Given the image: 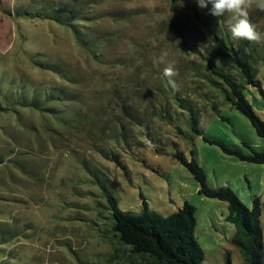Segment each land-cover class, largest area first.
Returning <instances> with one entry per match:
<instances>
[{
	"label": "rangeland",
	"instance_id": "obj_1",
	"mask_svg": "<svg viewBox=\"0 0 264 264\" xmlns=\"http://www.w3.org/2000/svg\"><path fill=\"white\" fill-rule=\"evenodd\" d=\"M46 1L53 0H0V87L11 94L19 88L30 94L59 85L79 91L84 95L81 109L98 119L96 125L105 133L92 132L94 122L88 132H78L53 116L21 106L0 113V158L5 161L0 165V219L15 218L25 225L23 236L7 247L8 252L18 250L8 264L126 263L121 258L111 262L116 253L122 256L124 251L109 235L110 215L82 165L84 160L111 182L121 210L140 212L141 194L152 209L165 215L180 209L185 201L192 204L196 237L206 254L203 264H226L227 256L232 264H246L233 244L236 228L227 221L228 203L199 194L186 168L168 154H157L149 142H139L141 129L120 110L123 102L134 104L132 99L139 109H155L162 97L156 83L166 66H172L174 75L180 64L203 63L185 49L184 41L201 52L217 46L200 22V17L209 15L208 9L200 8L196 0H54L81 3L89 9L93 18L80 27L103 38L93 47L100 54L95 58L91 49L81 47L71 28L16 14L17 9L37 11ZM250 3V22L264 36V10L255 6L256 0ZM50 64L61 65L68 77L52 72L47 68ZM133 73L145 80L149 76L150 93L146 90L142 97L130 93L131 87L139 86L130 79ZM195 73L185 78L176 75L177 82L184 84L182 88L193 86L199 79ZM259 74L264 87V65ZM251 95L256 99L252 101L255 110L264 119L261 98L253 89ZM196 99L202 107L205 136L245 152L244 142L264 151V140L242 114L225 104L219 91L203 84ZM213 103L226 120L212 118ZM122 124L128 135L125 141L117 130ZM174 132L167 123L155 120L149 135L168 139ZM178 147L189 160L193 154L209 186L229 187L249 208L253 198L264 202L263 165L228 156L202 137L180 142ZM101 150L112 153V158ZM260 222L264 238V212Z\"/></svg>",
	"mask_w": 264,
	"mask_h": 264
},
{
	"label": "trees",
	"instance_id": "obj_2",
	"mask_svg": "<svg viewBox=\"0 0 264 264\" xmlns=\"http://www.w3.org/2000/svg\"><path fill=\"white\" fill-rule=\"evenodd\" d=\"M16 14L20 18L46 19L71 28L81 47L89 51L91 49L93 57H100V54L93 51V47H97L98 42L103 38L88 27H80V23L89 22L93 18L85 5L53 0L46 1L37 11L17 9ZM200 18L201 24L217 46L205 48L201 52L195 44L184 41V47L185 49L188 47L194 56L202 58L203 63L201 65L193 62L180 64L177 68L178 74L162 75L161 80L156 83L157 91L162 97L161 100L156 101L155 109L147 111L135 107L136 103L132 97L130 99L134 101V104L123 102L120 110L127 116L128 121L141 129L142 135L139 142L144 144L149 142L157 154H168L186 168L196 181L199 194L228 203L230 213L227 221L236 228L233 244L238 248L246 264H262L264 238L260 219L264 212V202L259 197L253 198L252 207L249 208L229 187L209 186L204 168L193 154L191 160L187 159L178 146L180 142L187 143L195 137H202L205 142L220 147L228 156L264 166V151L244 142L243 146L247 149L245 152L239 147H230L222 141L211 140L205 136L202 131V107L196 99L197 93L201 94L203 90V84L216 89L225 104L242 114L250 122L258 137L264 140V119L255 110L252 101L256 99L251 95V89L255 90L264 104V87L259 79L260 67L264 65V36L256 31L258 34L256 40L234 39L229 32L231 16L228 13L222 17L209 14ZM47 68L61 75L62 78L68 77L61 65L50 64ZM194 72H196V78L199 79H195L193 86L182 88L184 84L180 85L177 82L176 75L185 78L184 75ZM131 77L130 79H135L139 86L131 87L130 93L139 97L146 95V90L150 89H148L149 76L145 80L140 79L139 74L133 73ZM203 96L206 97V94ZM83 100V94L63 85L51 86L42 92L38 90L30 94L23 92L22 88H19L15 94H11L0 87V113L9 112L21 106L53 116L64 127L75 129L78 132H88L94 122L92 132L95 129L97 133H105L101 125H96L99 123L98 119L93 120L94 116H91L90 112L81 109ZM53 104L62 106V109H53ZM221 111L216 103L210 107L212 118L219 117L226 120L221 115ZM155 120L170 125L175 131L174 137L163 139L150 136ZM117 130L125 141L128 136L125 126L122 124ZM117 130L112 128V132H117ZM101 152L106 157L112 158V153L109 151L101 150ZM4 162V159L0 158V165ZM82 165L90 176L91 182L100 190L105 208L109 212V235L124 251L122 256L116 253L111 262L121 258L126 262L125 264L204 263L206 254L196 237V208L192 204L185 201L180 209L165 215L152 209L141 194L140 212L121 210L118 204L119 196L107 177L85 160L82 161ZM24 226L20 220L15 218L6 221L0 219V264H8L9 259L13 258L16 252L18 253V250L8 252L7 247H12L15 241L23 236ZM116 250L119 252L121 249ZM226 264H232L230 256H227Z\"/></svg>",
	"mask_w": 264,
	"mask_h": 264
},
{
	"label": "clouds",
	"instance_id": "obj_3",
	"mask_svg": "<svg viewBox=\"0 0 264 264\" xmlns=\"http://www.w3.org/2000/svg\"><path fill=\"white\" fill-rule=\"evenodd\" d=\"M202 9H208L209 14L222 17L225 13L230 14L229 32L234 39L253 41L258 39V34L249 20L250 0H196ZM211 6V7H209ZM257 8L264 10V0H256ZM171 65L163 69L164 76H171Z\"/></svg>",
	"mask_w": 264,
	"mask_h": 264
}]
</instances>
